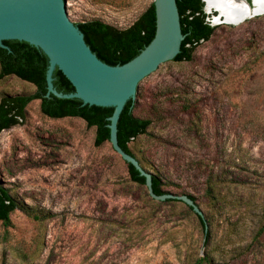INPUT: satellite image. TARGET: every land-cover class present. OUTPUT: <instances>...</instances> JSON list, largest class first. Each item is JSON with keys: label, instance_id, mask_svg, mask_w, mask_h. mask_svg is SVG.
<instances>
[{"label": "rangeland", "instance_id": "374dc122", "mask_svg": "<svg viewBox=\"0 0 264 264\" xmlns=\"http://www.w3.org/2000/svg\"><path fill=\"white\" fill-rule=\"evenodd\" d=\"M153 1L75 0L70 10L73 22L126 28ZM216 25L193 60L142 85L134 112L152 123L130 143L165 190L195 196L207 227L184 201L134 183L112 143L96 145L95 127L50 118L35 99L0 133V181L41 215L16 209L10 226L0 222V264H264V13ZM35 89L0 79V98Z\"/></svg>", "mask_w": 264, "mask_h": 264}, {"label": "trees", "instance_id": "16d2710c", "mask_svg": "<svg viewBox=\"0 0 264 264\" xmlns=\"http://www.w3.org/2000/svg\"><path fill=\"white\" fill-rule=\"evenodd\" d=\"M177 5L184 39L181 42L179 53L172 60L191 61L197 48L212 37L219 25H213L208 20L210 14L205 11L203 0H177ZM215 13L216 11H214ZM75 23L84 33L88 45L101 60L111 65L123 64L137 56L154 38L156 9L153 1L126 28H119L99 18ZM4 43L8 47L0 45V79L16 75L34 84L36 89L29 94L2 95L0 98V133L4 129L22 124L26 118L28 104L39 99L44 115L50 118L80 117L86 121L88 126L96 128L95 143L97 146L110 141L109 117L113 114V106L91 105L84 103L79 97H60L52 92L48 95L47 71L50 63L48 55L26 40L8 39ZM53 76L54 86L59 92H75V86L61 69L57 67ZM134 109L135 98H130L118 121V141L125 151L136 156L130 143L140 135L147 133L152 120L137 116ZM139 161L142 164L140 159ZM125 162L131 180L138 185L147 187L145 176L131 162ZM151 173L155 193H167L168 191L163 188L161 178L157 174ZM212 187L210 181V191ZM188 195L196 202L194 195ZM166 201H179V199L169 198ZM186 205L198 216L205 227V217L198 214L191 205L187 203ZM16 209H21L36 219H39L41 215L39 211L32 212L30 207L20 202L12 194L11 189L0 181V222L6 227L10 226L12 224L11 215ZM261 232H264V223ZM208 239L207 234L205 244ZM205 260V256L199 257L195 264H203Z\"/></svg>", "mask_w": 264, "mask_h": 264}, {"label": "water", "instance_id": "95a60500", "mask_svg": "<svg viewBox=\"0 0 264 264\" xmlns=\"http://www.w3.org/2000/svg\"><path fill=\"white\" fill-rule=\"evenodd\" d=\"M203 1L211 24L234 23L228 21L219 8L210 6L207 0ZM237 1L248 12L240 19L242 21L264 13L255 11L256 0ZM74 3L75 0H0V45L8 47L4 43L8 39L26 40L48 55V95L52 92L60 97H79L91 105L113 106V114L109 117L112 146L145 176L151 196L160 200L179 199L204 217L202 209L188 194L155 193L152 173L142 166L136 156L125 151L118 141V121L127 101L135 98L140 102L146 98L142 85L163 66L179 62L172 60L179 53L184 39L177 0H154V38L133 59L117 65L101 60L88 45L84 33L73 22L70 7ZM57 67L73 83L75 92L62 93L55 88L53 73Z\"/></svg>", "mask_w": 264, "mask_h": 264}, {"label": "bare ground", "instance_id": "6f19581e", "mask_svg": "<svg viewBox=\"0 0 264 264\" xmlns=\"http://www.w3.org/2000/svg\"><path fill=\"white\" fill-rule=\"evenodd\" d=\"M210 6H216L223 12L228 21L238 23L245 14H247L246 7L237 0H207ZM255 11H264V0H256ZM239 22V23H240Z\"/></svg>", "mask_w": 264, "mask_h": 264}]
</instances>
